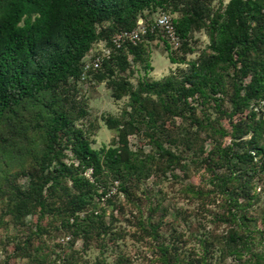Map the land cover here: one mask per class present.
I'll return each mask as SVG.
<instances>
[{
  "label": "trees",
  "instance_id": "1",
  "mask_svg": "<svg viewBox=\"0 0 264 264\" xmlns=\"http://www.w3.org/2000/svg\"><path fill=\"white\" fill-rule=\"evenodd\" d=\"M209 1L213 0H0V123L5 116H19L21 107L28 104L39 115V121L35 117L33 121L42 130L44 144L36 176L27 189L17 187L12 201L19 218L24 219L36 207L42 216L47 210L52 211L45 203V188L49 186L52 194L67 179L73 189L68 185L63 187L67 197L63 196L60 208L56 207L60 228L76 237L106 233L110 227L105 209L97 211L94 203L99 194L96 182L108 173L124 182L122 190L127 193V180L144 174L146 166L138 162L137 154L130 149L129 135L138 130L139 117L148 118L152 124L157 121L160 108L151 104L152 94L160 96L161 107L168 111L172 103L190 106L191 100L209 97L217 110L229 117L243 113L253 99L264 100V0H230L215 14ZM169 8L180 13L173 17L181 41L179 48L183 49L195 29L205 27L211 38V54L193 61L190 73L177 82L172 77L162 81L142 78L135 89L127 79H111L118 86L115 97L130 96L133 117L106 119L110 128L119 130L120 145L94 148L82 130L75 127L69 110L60 106L56 94L71 81L82 78L84 59L97 43L104 41L113 47L112 38L117 32L136 28L140 17L153 20L146 12ZM156 37L162 38L167 50L172 51L164 31L150 28L142 42L115 50L100 69L90 73L102 81L125 71L131 55L134 60L145 59L149 42ZM171 53L172 63L185 61L184 57L177 58ZM146 67H150L149 63ZM231 68H234L233 110L228 113L216 95L225 87L224 71ZM46 95H50L47 100ZM166 97L171 99L170 104ZM249 133L250 137L246 138ZM263 134L264 119H257L256 112L250 111L246 118L233 121L232 143L214 152L218 156L210 161L211 167L221 164L225 168V172L214 176L220 190L228 193L234 202L229 208L233 217H237L240 208L234 196L238 195L236 183L248 187V178L253 179L264 168L258 161L259 156L264 157ZM156 144L160 155L174 161L175 153L162 142ZM67 148L78 160L77 165L65 161ZM88 169L92 170L95 182L85 174ZM238 179L244 183L237 182ZM232 185L235 188L231 191ZM105 195L107 192L103 191L99 197ZM107 201L113 202L112 198ZM81 211L86 212L83 218ZM42 230L39 226L38 231ZM228 245V252L240 259L251 249L250 241L239 229L232 230ZM28 247H18V255L32 258V264H47L37 259ZM162 252L163 261L178 264L172 262L168 248H162ZM263 257L251 253L244 264L251 260L261 264Z\"/></svg>",
  "mask_w": 264,
  "mask_h": 264
},
{
  "label": "rangeland",
  "instance_id": "2",
  "mask_svg": "<svg viewBox=\"0 0 264 264\" xmlns=\"http://www.w3.org/2000/svg\"><path fill=\"white\" fill-rule=\"evenodd\" d=\"M229 1H209L213 14ZM162 12L172 17L180 14L169 8L146 12V15L155 19ZM210 42L205 27L195 29L183 49L179 45L168 51L163 39L156 37L149 42L145 59L134 60L131 55L125 71H118L102 81L89 73L86 78L71 81L61 88L56 94L60 106L69 110L75 127L82 130L94 148L119 146V130L110 128L106 119L133 116L130 96L115 97L118 86L110 82L111 79H127L135 89L142 78L162 81L172 77L175 82L180 81L190 73L193 61L211 54ZM171 52L174 57H184L185 61L172 63ZM224 75L225 87L216 96L222 109L230 113L234 68L224 71ZM151 98V104L160 108L155 117L157 121L152 124L148 118L139 117L138 130L129 135L130 149L137 154L138 162L146 166L144 174L127 180V193L122 190L124 182L108 173L96 182L98 193L106 191L107 195L100 198L98 194L94 199L95 207L99 212L105 209L110 227L100 236L76 237L71 231L60 228L56 207L60 208L61 198L67 197L63 187L68 185L73 189L67 179L52 194L49 186L45 188V203L52 211L47 210L42 216L40 208L36 207L24 219L17 216L12 201L17 187L27 189L38 172L43 135L37 121H33L39 115L30 105H23L19 116H5L0 123V264H32V258L18 255V247L24 245L47 264H168L163 261L162 248H168L173 255L172 262L178 264H244L251 253L264 256V168L253 179L248 178V187L236 183L238 195L234 196L240 208L237 217H233L229 208L234 202L228 193L220 190L214 176L225 172V168L221 164L216 168L210 164L218 156L214 152L232 143L233 121L246 118L250 111L256 112L257 119H264V100L253 99L243 113L229 117L220 113L209 97L191 100L190 106L170 104L171 99L166 97L171 105L169 111L161 107L158 94H152ZM249 137L250 133L246 138ZM156 141L175 153L174 161L159 154ZM261 143L264 145V134ZM65 153V161L77 165L71 149H65ZM258 159L264 166V157ZM91 172L88 169L85 174L95 182ZM237 182L244 183L243 179ZM234 188L232 185L230 190ZM109 198L113 202L109 203ZM79 214L83 218L86 212ZM39 226L44 231L39 232ZM234 229L242 231L251 244V249L243 253L241 259L227 250ZM246 263L257 264L253 260Z\"/></svg>",
  "mask_w": 264,
  "mask_h": 264
},
{
  "label": "built area",
  "instance_id": "3",
  "mask_svg": "<svg viewBox=\"0 0 264 264\" xmlns=\"http://www.w3.org/2000/svg\"><path fill=\"white\" fill-rule=\"evenodd\" d=\"M161 28L164 36L168 38L171 45L177 48L180 45V37L176 34V28L172 15L162 12L157 18L150 20L140 17L136 28L132 30H122L117 32L112 38V46L108 47L104 41L97 43L91 52L84 59L83 78L94 70L102 67L106 59L111 58L115 50L123 48L127 44L137 45L143 41V37L148 33L149 29Z\"/></svg>",
  "mask_w": 264,
  "mask_h": 264
}]
</instances>
